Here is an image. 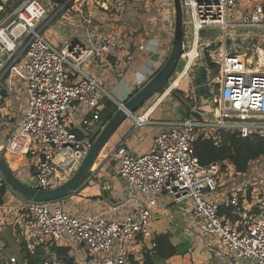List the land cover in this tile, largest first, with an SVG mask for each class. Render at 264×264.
<instances>
[{"label": "built area", "instance_id": "obj_1", "mask_svg": "<svg viewBox=\"0 0 264 264\" xmlns=\"http://www.w3.org/2000/svg\"><path fill=\"white\" fill-rule=\"evenodd\" d=\"M70 2L72 0L67 5ZM52 5L51 18L41 0H25L0 19V91L13 97L17 113L16 121L14 118L11 122L13 128L8 129L0 146V157L9 162L7 154L20 157L36 153L38 163L27 185L38 190L55 188L70 178L93 146L96 136L81 139L66 122V116L75 106L87 112L83 126L91 128L97 124L99 133L107 124L101 120L99 83L90 77L72 81L67 69L70 65L79 70L88 58L100 56V51L86 48L80 42L64 49L52 46L43 31L67 8V5ZM181 5L184 38L185 15L191 20L188 33L191 44L187 47L183 40L182 73L189 75L196 61L205 62L207 57L218 65L215 85L219 86L221 99H216L218 105L212 114L216 118L208 117L216 121H203L205 117L199 116V111H193L182 120L168 121L155 136L152 149L145 154L136 155L120 142L108 158L118 164L120 178L131 191L146 199L136 212L115 220L101 215L81 218L67 211L60 202L28 200L6 184L0 171V187L6 184L25 205L26 233L23 234L28 242L34 243L30 247L45 244L49 252L52 245L74 241L83 252L99 254L98 264H129V242L149 241L155 248L154 212L165 196L176 204L192 202L193 219L200 233L219 239L233 261L264 264V188L254 189L251 194L255 212L248 210L252 202L249 203L248 190L244 188L233 192L225 202L226 206L234 208L232 215L239 219L221 216L222 204L217 198L223 178L230 173L229 167L223 170L219 163L203 165L195 156V144L202 135L218 142L220 136L214 134L223 129L239 132L242 137L264 136V122L224 120V117L264 119V70H257L261 66V53H264V5L256 3L245 9L242 0H181ZM230 12L240 21L229 23ZM242 37L255 40L248 44L245 54L236 53L234 49L236 46L243 49ZM110 49V44H106L101 51L109 53ZM15 78L22 81L25 111H21L13 94ZM174 82L170 81L169 89ZM2 103L1 100L0 132L6 126V122L1 121L5 116ZM147 113L139 118V126L151 123ZM0 264L27 263L15 256L4 258L0 253ZM44 264L64 263L54 254ZM74 264L92 262L84 257Z\"/></svg>", "mask_w": 264, "mask_h": 264}, {"label": "crops", "instance_id": "obj_2", "mask_svg": "<svg viewBox=\"0 0 264 264\" xmlns=\"http://www.w3.org/2000/svg\"><path fill=\"white\" fill-rule=\"evenodd\" d=\"M82 1L88 6L93 3L92 0ZM1 10L0 6V12ZM68 13L69 9L66 13H61V15L63 14L62 19L53 21L54 26L51 24L46 28L51 35L46 36V38L52 42L59 38L56 35H63L65 44L60 49L80 42L86 48L100 51V56L88 58L79 70L73 69L70 65L67 69L72 81L90 77L99 83L102 91V111L107 108L108 101L118 110L119 106L138 92L141 86L161 69L172 50L174 32L169 33L167 31L165 35L152 37L145 42L140 38L134 42L133 38L130 37L129 41L135 47L133 51H130L126 45L120 49L110 46L109 53L101 51L102 46L106 45L105 40H101L104 36L103 33L85 29V25H83L85 20L82 15L78 16L77 14L72 17ZM61 26L64 28L62 29ZM57 42V45L61 44V40ZM110 55L116 57V60L115 58L110 60ZM183 80L184 78L178 82L179 87ZM19 105L21 108L20 103ZM22 105L25 111L27 109L26 99L23 100ZM2 113L5 114L3 111ZM86 113L85 108L75 106L66 116L67 124L74 131L83 135L84 138L94 136L99 131L97 124L91 128L83 126L82 120ZM155 113V110L152 109L146 115L147 117L154 116L155 121L139 126V118L145 114L140 109L120 126L102 150L84 185L75 194L60 202L67 211L81 218L89 215H101L104 218L115 220L138 210L146 197L131 191L120 178L118 164L108 158V155L115 150L120 142H124L125 146L136 155L148 153L153 147L155 136L163 129V124L169 121L166 117ZM7 131L6 122L4 130L0 132V146L4 144ZM7 159L11 170L19 179L18 174L22 177L32 176L38 163V157L34 155L13 157L7 154ZM226 165H228V172L230 173L226 174L222 180L217 200L225 205L227 198L231 197L233 192L248 187L247 198L249 203L252 202L251 194L257 188L252 185L254 188H250L247 176H239L234 166L228 163ZM26 179H28L27 176L20 180L26 182ZM241 194L240 197H245ZM4 202L5 205L0 204V253L3 254V257L2 248L4 244L6 246L8 245L7 241L18 239V228L23 231L22 221L24 220L23 215H25V205L14 196L11 190L7 191ZM192 207V202L185 201L176 204L171 198L162 197L154 212L152 228L155 237L164 234L170 236L171 243L176 247V254L168 258L159 257L154 252V248L150 246L149 241L138 239L128 243L129 264H243L229 258L220 241L200 235L193 219ZM248 210L251 213L256 211L253 202L248 206ZM59 246L68 247L70 256L75 260H84L85 257L92 264H98L100 261L99 254L89 251L83 252L81 246L74 241H65Z\"/></svg>", "mask_w": 264, "mask_h": 264}, {"label": "rangeland", "instance_id": "obj_3", "mask_svg": "<svg viewBox=\"0 0 264 264\" xmlns=\"http://www.w3.org/2000/svg\"><path fill=\"white\" fill-rule=\"evenodd\" d=\"M24 1L25 0H0L2 7L0 19L15 10ZM41 1L48 9L49 18H51L54 14L52 3L50 0ZM82 2V0H72L68 6V14L72 17H75L77 14L78 16L82 15L83 19L85 20L83 21L85 29L93 30L97 33H103L104 36L101 38V40H105L104 42L106 44H110V46L115 47V49H120L123 47V45H126L129 47L130 51H133L135 47H133V43L129 41L130 37L133 38L134 42L139 38L145 42L152 37H159L162 34L165 35L167 31L172 33L175 29V7L173 0H92L93 3L89 6ZM256 3L264 5V0H242L243 8L245 9ZM77 4L79 5L77 6ZM68 9H64L62 13H66ZM230 13L231 17L229 19V23H236L240 21L238 18H236L233 12ZM62 15H57L55 18L62 19ZM184 21H186V33L184 41L187 43L188 47V45L191 44V36L188 34L189 26L191 24L190 17L185 15ZM52 25L54 26V24ZM61 28L63 29L64 26H61ZM218 34L219 32H217V35ZM43 36L46 38V36L51 35L49 34L48 30L45 29L43 31ZM56 37L59 38L52 42L48 38L46 39L52 46L60 49V47L64 46L65 40H63L64 37L61 34L60 36L56 35ZM58 40H61V44L59 45H57ZM116 42L119 46L116 44ZM128 42H130V46ZM252 42H255V40L242 37L243 49L236 46L234 48L235 52L239 54H245L246 47ZM113 58L116 60V57L110 55V60ZM195 64L196 65H194L189 75L184 77L180 87L173 89L169 93L166 92V90H162L155 94L150 100H148L144 106L140 108L142 109L143 114H146L153 109L156 112L155 114L166 117L167 121H177L188 118L193 111L206 112L212 116L218 105V101H216V99H221L219 86L215 85L219 68L218 65L212 67L209 61L203 62L198 60ZM183 66L184 63L180 60L176 73L172 77V82H174V80L182 74L184 69ZM21 84L22 81L15 78L12 82V87L13 94L21 104L22 111H24L22 103L26 97L23 96ZM7 85L8 82H6V86ZM1 100L3 102L2 105H4L2 107L4 108L3 112L5 113V116H3L4 119L1 121L7 122L8 129H12L13 127L11 122L14 118L16 121L17 118L15 101L10 94L3 95V93L0 91V101ZM149 121H155L154 116L149 117ZM203 121L215 122L216 120L212 118H203ZM214 130L215 129L212 131ZM223 131L227 130L223 129L216 131L214 136H220V134L222 136ZM33 155L37 157L36 153H33ZM19 172L22 174L21 171ZM238 175L244 177L247 176L246 178L250 182V186L252 185L261 191L264 188V158H260L259 160L252 162L246 174L238 173ZM18 176L20 179H25L27 176L28 179H26V182L24 183H29L32 180V176L29 175L22 177L18 174ZM252 186L250 188L253 189L254 187ZM7 188L10 190L8 186ZM245 189L248 190V187H245ZM6 202L8 203V201ZM22 224L24 225L23 231L20 230L21 228H18L17 231L18 239L7 241L8 245L6 246L4 244V247L2 248L4 252V258L15 256L19 260H22L25 247L28 248V246L34 245L32 241L28 242L23 234L24 232L26 233L25 220L22 221ZM200 235L206 236L210 239L212 238L209 235H205L203 233H200ZM216 240L219 241V239ZM30 248L33 249V247ZM222 248L224 251L227 250L225 247Z\"/></svg>", "mask_w": 264, "mask_h": 264}, {"label": "water", "instance_id": "obj_4", "mask_svg": "<svg viewBox=\"0 0 264 264\" xmlns=\"http://www.w3.org/2000/svg\"><path fill=\"white\" fill-rule=\"evenodd\" d=\"M175 7V29L172 50L161 69L130 99L118 107L113 117L107 122L105 127L96 135L93 146L85 157L79 169L65 182L52 189H32L22 182L11 170L7 161L0 157V171L6 184L22 197L42 203L61 202L75 194L87 181L97 159L104 147L109 143L120 126L131 116H133L144 104L155 94L162 90H168L170 81L178 68L179 61L183 54L184 26L183 9L181 0H173ZM199 116L216 118L201 112ZM231 123H250L253 121L264 122V119L251 118L242 120L239 118H224Z\"/></svg>", "mask_w": 264, "mask_h": 264}, {"label": "trees", "instance_id": "obj_5", "mask_svg": "<svg viewBox=\"0 0 264 264\" xmlns=\"http://www.w3.org/2000/svg\"><path fill=\"white\" fill-rule=\"evenodd\" d=\"M50 1L59 7L65 6L69 2V0ZM206 61H209L212 67L216 66L211 59L208 58ZM116 111L117 107L108 101L107 108L101 113L102 122H108ZM75 133L79 138H84L77 131ZM95 136H91V138L94 139ZM195 156L203 165L219 163L222 164V169L226 170V163H230V165L234 166L236 172L246 174L252 162L264 158V136L251 134L242 137L239 132L223 131L222 136L220 134V141L218 142L214 138H205L202 135L195 144ZM7 191L6 184H3L0 187V204H4ZM233 210L232 206L222 205L220 207V215L232 220L239 219L238 216L232 215ZM155 243L156 246L153 250L159 257L168 258L176 254V247L171 243L168 234L156 236ZM46 247L45 244H37L33 249L25 247L22 260L26 261L27 264H44L51 255L55 254L61 263H75V259L70 256V249L68 247L52 245L49 247V252H46Z\"/></svg>", "mask_w": 264, "mask_h": 264}, {"label": "bare ground", "instance_id": "obj_6", "mask_svg": "<svg viewBox=\"0 0 264 264\" xmlns=\"http://www.w3.org/2000/svg\"><path fill=\"white\" fill-rule=\"evenodd\" d=\"M260 64H261V66H258V68H257V70H258V72L259 71H263L264 70V53H261V57H260ZM186 76V74L185 73H182L180 76H179V78L173 83V85L171 86V88L169 89V91H168V93L169 92H171L173 89H175V88H178L179 87V81L181 80V79H183L184 77ZM181 78V79H180ZM180 79V80H179ZM218 116H221V114L219 115L218 114ZM225 116V115H224ZM224 118H228V117H224ZM257 119V118H256ZM255 119V120H256Z\"/></svg>", "mask_w": 264, "mask_h": 264}]
</instances>
